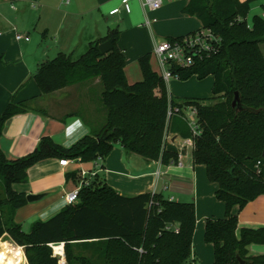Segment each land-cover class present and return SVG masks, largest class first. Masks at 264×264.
<instances>
[{"label":"trees","instance_id":"trees-1","mask_svg":"<svg viewBox=\"0 0 264 264\" xmlns=\"http://www.w3.org/2000/svg\"><path fill=\"white\" fill-rule=\"evenodd\" d=\"M188 1L184 13L197 17L202 29L219 38L218 50L197 59L193 66L170 70L183 81L213 76L210 102L175 101L164 79L153 70L151 54L139 59L142 81L129 83L118 28L114 49L108 54L101 53L100 45L109 38L98 39L78 59L59 54L34 74L43 94L99 79L105 119L70 148L50 137L42 138L34 152L23 158L9 159L0 148V238L8 236L22 247L28 264H58L54 244H64L67 264L189 262L197 223L194 203L175 202L156 193L123 196L95 175L81 188L77 203L46 222H35L26 233L14 217L27 198L13 190L15 184L28 182L29 169L42 161L94 162L106 158L117 144L127 153L175 164L179 152L167 137L170 133L192 137L182 112L188 106L198 112L194 163L206 167L209 181L219 187L217 199L226 205L224 219H209L205 224V241L214 246L213 264H240V260L264 264V256L250 257L247 250L252 244L264 245V228L242 229L238 237L234 212L235 207L242 210L264 195V17L255 16L252 25L247 22L251 5L260 0ZM236 94L242 110L232 107ZM31 110L26 102L11 103L0 118V138L7 120ZM66 178L80 180L77 172Z\"/></svg>","mask_w":264,"mask_h":264},{"label":"crops","instance_id":"crops-1","mask_svg":"<svg viewBox=\"0 0 264 264\" xmlns=\"http://www.w3.org/2000/svg\"><path fill=\"white\" fill-rule=\"evenodd\" d=\"M188 3L164 0L160 10L150 12L142 8L140 0H133L131 14L122 11L117 15L119 19L114 22H120L116 24L120 32L118 46L125 57L129 83L139 82L141 75L143 79L139 59L146 54H151V59L156 57L155 48L161 41L203 28L197 17L184 13ZM120 6L121 0H0V118L11 103L26 102L32 109L5 123L0 148L7 158L29 155L44 137L70 148L104 122L100 101L94 105L91 95L99 79L43 94L33 76L42 64L59 54L78 59L90 43L109 38L110 17H116L110 12ZM16 32L28 35L30 41H17ZM136 63L140 72L129 69ZM166 85L170 94L179 93L178 82L170 79ZM186 140L172 133L167 137L168 143L177 149ZM61 160L64 159L38 163L29 169L28 182L13 186L16 193L26 198L42 195L37 201L27 200L15 213L14 220L24 232H29L35 222L50 220L69 205L66 195L79 189L84 179L91 181L95 177H84L83 172L95 173L123 196L156 193L175 202L194 203L197 223L192 257L186 264L214 263V246L206 243L204 237L205 224L209 219H224L226 205L217 199L219 187L209 181L206 167L194 163L192 147L179 152L178 162L169 165L127 153L119 144L102 160L83 163L67 159V166H61ZM73 172L78 173V183L66 178ZM234 212L238 214V237L242 229L264 228V195L242 210L235 207ZM247 250L250 257L264 256V245L252 244Z\"/></svg>","mask_w":264,"mask_h":264},{"label":"built area","instance_id":"built-area-1","mask_svg":"<svg viewBox=\"0 0 264 264\" xmlns=\"http://www.w3.org/2000/svg\"><path fill=\"white\" fill-rule=\"evenodd\" d=\"M69 1V0H67ZM132 1L133 0H121L120 8H115L110 12L111 16H117L124 11L127 14H131L132 12ZM245 1V0H244ZM141 6L144 10H148L150 12H155L160 10L163 7L164 0H140ZM147 25H150V21L146 22ZM16 30V28H14ZM1 35V34H0ZM17 41H30V37L28 35L18 34L16 32L15 36ZM219 38L215 36L210 30L200 29L195 31V33L185 36L180 40H163L161 41L155 48V55L158 59L160 69H161V77L164 81H169L172 78H178V76L174 75L170 68L172 66H177L181 68H188L193 66L197 59H201L204 56H211L216 53L219 45ZM178 111V110H176ZM183 117L187 121L188 125L191 128L192 137L186 140L182 145H178L179 152L181 153L187 147L194 146L193 137L198 135V125H197V109L194 106L185 107L183 110ZM102 160V158H99ZM70 162L67 159L61 160V166H67ZM83 176L91 175L94 177L95 173H82ZM89 180H83L81 182L80 188L76 191L66 195V201L69 205H73L79 200V192L84 185H87ZM16 245V244H15ZM62 246V251H56V246ZM19 247L18 245H16ZM53 249V256L58 259V264H66L65 257V247L64 244H54L51 245ZM23 249L22 247H20Z\"/></svg>","mask_w":264,"mask_h":264},{"label":"rangeland","instance_id":"rangeland-1","mask_svg":"<svg viewBox=\"0 0 264 264\" xmlns=\"http://www.w3.org/2000/svg\"><path fill=\"white\" fill-rule=\"evenodd\" d=\"M245 1L241 0V2H245ZM255 16L264 17V0L257 1L251 5L249 14L247 16V22L249 25H252L253 19ZM117 19H119V16L110 17V26H112L114 24H119L120 22H114V21H117ZM144 28H146V27H144ZM261 47H262V50L264 52V45H262ZM151 66H152L154 71L158 72L159 74L161 73L159 62L154 55L151 59ZM129 69L132 71L137 70L138 72H140V68H139L138 63H136L134 65L132 64L129 67ZM139 74H141V73H139ZM140 80H142V75H141ZM171 80L176 81L180 84L179 93L176 92V94H174L172 91H170L172 94V97L177 102H180V101L182 102V101L188 100V99H198V100L203 101V102H210L212 100V98L214 97L213 96V87H214V77L213 76H209V77L202 79V80L198 79L196 76H194V77H192L186 81H183V80H180L177 78H173ZM137 81L138 80H136L132 83H135ZM102 90H103V87L99 81V85L94 87V89L91 91V95L93 96V100H94V105H96V106H97V104L99 105V101H100L101 108H103V105L101 103V92H102ZM0 243L11 244V245L17 247L15 244L12 243L11 239L8 236H4L3 238H0ZM17 248H20V247H17ZM22 252H23L24 259H25V264H28V261L26 259V256H25L23 249H22ZM66 262H67V260H66Z\"/></svg>","mask_w":264,"mask_h":264},{"label":"bare ground","instance_id":"bare-ground-1","mask_svg":"<svg viewBox=\"0 0 264 264\" xmlns=\"http://www.w3.org/2000/svg\"><path fill=\"white\" fill-rule=\"evenodd\" d=\"M56 251L61 252L62 246H56ZM0 264H25L22 249L11 244L0 243Z\"/></svg>","mask_w":264,"mask_h":264},{"label":"water","instance_id":"water-1","mask_svg":"<svg viewBox=\"0 0 264 264\" xmlns=\"http://www.w3.org/2000/svg\"><path fill=\"white\" fill-rule=\"evenodd\" d=\"M118 28V25H113L111 26V33L109 35V39L107 41H105L104 43H102L100 45V51L102 54H108L109 52H111L114 49V43H115V35H114V31ZM232 107L236 110H242V106L238 97V94H236L235 99L232 103ZM42 198V195L39 196H34V195H30L27 196V200L29 202H33V201H37L39 199ZM240 264H244L243 261L240 260Z\"/></svg>","mask_w":264,"mask_h":264},{"label":"clouds","instance_id":"clouds-1","mask_svg":"<svg viewBox=\"0 0 264 264\" xmlns=\"http://www.w3.org/2000/svg\"><path fill=\"white\" fill-rule=\"evenodd\" d=\"M69 145H65V147H68Z\"/></svg>","mask_w":264,"mask_h":264}]
</instances>
